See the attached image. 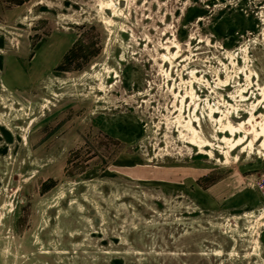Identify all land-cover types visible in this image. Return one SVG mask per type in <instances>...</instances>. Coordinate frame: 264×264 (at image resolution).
Listing matches in <instances>:
<instances>
[{
  "label": "rangeland",
  "instance_id": "obj_1",
  "mask_svg": "<svg viewBox=\"0 0 264 264\" xmlns=\"http://www.w3.org/2000/svg\"><path fill=\"white\" fill-rule=\"evenodd\" d=\"M0 264H264V0H0Z\"/></svg>",
  "mask_w": 264,
  "mask_h": 264
}]
</instances>
